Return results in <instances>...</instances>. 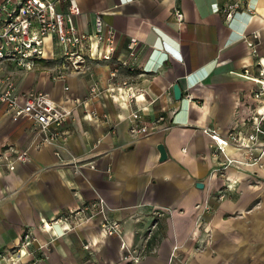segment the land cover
Listing matches in <instances>:
<instances>
[{
    "label": "crops",
    "instance_id": "crops-1",
    "mask_svg": "<svg viewBox=\"0 0 264 264\" xmlns=\"http://www.w3.org/2000/svg\"><path fill=\"white\" fill-rule=\"evenodd\" d=\"M77 1L75 22L83 32H93L96 13L114 29L110 61L90 58L57 78L61 48L53 36L44 39L32 70L0 62V74L11 75L18 91H44L69 108L92 84L103 90L89 106L98 118L73 108L62 127L67 139L57 144L42 142L30 119L13 120L0 102V264H264V160L262 167L231 164L218 173L229 155L239 154L211 147V132L231 130L253 104L257 85L238 73L247 67L257 75V61L264 65V0ZM236 1L240 7L227 19L223 8ZM174 5L184 13L181 24ZM131 38L132 66H121L132 59ZM123 79L143 91L136 100L124 96ZM163 110L166 127L129 132L132 112L149 121ZM20 152L26 161L16 158ZM99 197L120 235L101 229V215L69 229L72 221L55 222ZM123 245L144 246L146 254L128 263Z\"/></svg>",
    "mask_w": 264,
    "mask_h": 264
},
{
    "label": "built area",
    "instance_id": "built-area-1",
    "mask_svg": "<svg viewBox=\"0 0 264 264\" xmlns=\"http://www.w3.org/2000/svg\"><path fill=\"white\" fill-rule=\"evenodd\" d=\"M65 5L66 10H60L59 5ZM240 7L236 1L223 8L227 19H231L235 10ZM81 13L77 0H3L0 4V62H10L21 70H32L37 61L43 55V42L46 37L55 36L61 48L60 68L55 77L64 76L63 69H79L87 59L98 58L110 61L115 51L114 29L104 28L103 19L100 13L95 14L94 30L92 33L83 32L75 22V16ZM172 16L178 24L184 20L182 9L174 5ZM137 41L131 38L129 49L130 61H121L119 65L131 67L135 57V46ZM251 53L257 55V46L252 40H248ZM260 65L257 75H252L247 67L238 75L252 80L256 83L254 89L253 104L249 112L236 124L234 128L224 134L211 132L214 142L211 147L216 150H223L231 146L239 156H231L215 168L218 173L231 165L236 164L246 167H262L264 160V65ZM119 65L115 66L110 77L117 76ZM112 85V83H110ZM104 92H109L113 87ZM118 85L126 89L124 94L128 101L136 100L139 95L133 84L127 80H121ZM97 84H92L89 93L85 98L73 99V107L69 108L58 103L49 93L40 90H29L20 92L17 89L14 79L9 74H0V102L5 104L13 120L28 118L35 124L42 142L57 144L67 139V131L62 129L64 123L73 113V108L83 107L85 117L90 121L98 118V111L90 104L102 94ZM190 97V96H188ZM157 115L152 120H145L143 114L134 111L130 116L129 132L133 135H143L152 125L158 123L166 127L167 114ZM105 116V115H104ZM106 118V117H105ZM59 154V152H57ZM20 161L28 159L25 152L17 154ZM105 200L101 197L85 202L74 210H70L55 219V222L72 221L74 228L81 225L97 215L102 216L101 229L107 235H120L122 227L119 222L108 219L104 210ZM158 216L161 213L158 212ZM44 227H51L43 223ZM26 234L25 237H28ZM28 243V241H26ZM123 259L128 263H138L146 254V248L126 247L123 245ZM155 252L156 249L151 250Z\"/></svg>",
    "mask_w": 264,
    "mask_h": 264
},
{
    "label": "water",
    "instance_id": "water-1",
    "mask_svg": "<svg viewBox=\"0 0 264 264\" xmlns=\"http://www.w3.org/2000/svg\"><path fill=\"white\" fill-rule=\"evenodd\" d=\"M173 92L176 99L181 97V89L177 83L173 85ZM157 150L159 152V161H164L167 158V152L164 145L161 143L158 144ZM197 185L201 187L202 183H197Z\"/></svg>",
    "mask_w": 264,
    "mask_h": 264
},
{
    "label": "bare ground",
    "instance_id": "bare-ground-1",
    "mask_svg": "<svg viewBox=\"0 0 264 264\" xmlns=\"http://www.w3.org/2000/svg\"><path fill=\"white\" fill-rule=\"evenodd\" d=\"M47 225H49V224H47Z\"/></svg>",
    "mask_w": 264,
    "mask_h": 264
}]
</instances>
